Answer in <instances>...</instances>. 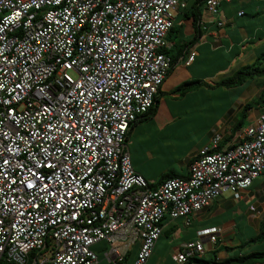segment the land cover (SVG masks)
I'll list each match as a JSON object with an SVG mask.
<instances>
[{"label":"built area","instance_id":"1","mask_svg":"<svg viewBox=\"0 0 264 264\" xmlns=\"http://www.w3.org/2000/svg\"><path fill=\"white\" fill-rule=\"evenodd\" d=\"M224 1L206 10L217 16ZM186 6L0 0V264H122L138 243L133 264H148L167 217L190 225L264 174V104L239 142L217 133L186 177L153 186L134 168L127 134L169 75L162 49ZM222 232L198 231L173 261L202 257L204 238Z\"/></svg>","mask_w":264,"mask_h":264},{"label":"crops","instance_id":"2","mask_svg":"<svg viewBox=\"0 0 264 264\" xmlns=\"http://www.w3.org/2000/svg\"><path fill=\"white\" fill-rule=\"evenodd\" d=\"M190 12L179 10L175 30L167 39L176 62L160 88L157 113L150 120L134 124L126 142L134 168L154 185L171 171L188 176L194 157L217 133L223 137L222 145L239 142L241 130L257 120L258 102L264 96V76L235 87L222 84L264 55V0L224 1L217 16L204 8L198 31ZM218 21L223 24L218 25ZM193 52L195 57L189 63ZM190 82L199 84L184 94L177 91ZM140 148L147 156L142 166L134 154ZM244 219L260 231L264 221V174L244 191L242 198L225 194L191 215L190 225L185 218L167 217L149 261L155 253L163 254L164 261L172 259L187 241L197 237L198 231L210 227H222L223 232L215 244L204 238L206 252L201 258L223 261L248 254L239 249L253 244L241 247L250 239L237 243L236 229ZM139 249V243L134 245L122 264H133Z\"/></svg>","mask_w":264,"mask_h":264},{"label":"trees","instance_id":"3","mask_svg":"<svg viewBox=\"0 0 264 264\" xmlns=\"http://www.w3.org/2000/svg\"><path fill=\"white\" fill-rule=\"evenodd\" d=\"M185 1L187 2V6L185 8H183L182 10L186 11V12L191 11L190 13L192 14V16L194 18L195 29L198 31L199 30L198 24L201 21L202 11L204 8H206L207 0H185ZM174 30L175 29L173 26L171 28V30L169 31L167 39H168L169 35ZM162 51L171 56L172 61H173V65H174L176 62V59H175L174 55H171L170 51L168 50V47L163 48ZM173 65H172V67H173ZM170 71H169V73H170ZM258 76H264V55L256 63L244 67L242 70L237 72L235 75L230 76L227 79H225L224 81H222V84L224 86H227V87H235V86L243 84L244 82H246L247 80H249L251 78H255ZM198 84H199L198 82L185 83V84L181 85L177 89V91L184 94L187 91H190V90L194 89L195 87H197ZM158 94H159V92H158ZM158 94L155 97L153 106L146 113L141 115L131 125L130 130L134 124H137L138 122L150 120L156 115L157 110H158V106H159V102H160V98H159ZM258 103H261L260 106H262V104H264V96L261 98V102H258ZM130 130L127 134L126 142L128 140ZM175 177H186V176L178 174L174 171H171L170 173H166L165 175H163L161 181L158 184H161L166 179L175 178ZM153 186H155V185H153ZM262 241H264V221L262 222L259 233L255 237L250 239L246 244L242 245L241 247L246 246L248 243H258V242H262ZM258 262H264V250L253 251V252L248 253V254L234 255V256H231V257L224 259L223 261H217V259H212V260L208 261L204 258L195 256V257H192L187 264H256Z\"/></svg>","mask_w":264,"mask_h":264},{"label":"rangeland","instance_id":"4","mask_svg":"<svg viewBox=\"0 0 264 264\" xmlns=\"http://www.w3.org/2000/svg\"><path fill=\"white\" fill-rule=\"evenodd\" d=\"M139 136L140 135H138L136 137L139 138ZM181 138L183 140H185V135H183ZM131 143H132V141L130 142V144ZM138 143H137V145H138ZM131 147H132V149L136 148L135 145H132ZM141 148L134 150V154L136 155V158L138 159V164L142 166V165H145L147 163V156L145 154H143V151ZM236 232H237V243H239L240 241L245 242V241H248L249 239L255 237L259 233V230L255 226L251 225L248 222V220L244 219L243 221L239 222V226L237 227ZM239 250H243L244 253H251V252L256 251V250H258V251L264 250V241L258 242V243H253L250 246L241 248ZM163 257H164L163 254L155 253V256L149 261V263L150 264H162V263L178 264V263L174 262L171 258H168V259H166V261H164L165 259Z\"/></svg>","mask_w":264,"mask_h":264}]
</instances>
